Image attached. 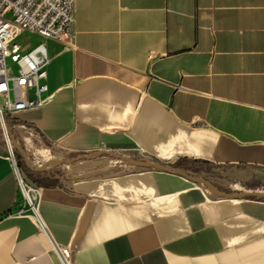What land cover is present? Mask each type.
<instances>
[{"label": "crops", "instance_id": "0c3cea01", "mask_svg": "<svg viewBox=\"0 0 264 264\" xmlns=\"http://www.w3.org/2000/svg\"><path fill=\"white\" fill-rule=\"evenodd\" d=\"M72 35L67 50L42 41L46 96L14 115L19 125L77 152L264 170V0H74ZM148 169L82 177L90 185L31 180L68 264H264V201L186 197L165 168ZM19 198L0 151V264H61L15 213Z\"/></svg>", "mask_w": 264, "mask_h": 264}, {"label": "built area", "instance_id": "2783aa9c", "mask_svg": "<svg viewBox=\"0 0 264 264\" xmlns=\"http://www.w3.org/2000/svg\"><path fill=\"white\" fill-rule=\"evenodd\" d=\"M74 0H0V121L19 125L14 115L36 108L47 92L48 57L42 41H58L63 49L73 47ZM23 33L40 38L35 43L21 42ZM8 154L19 190L16 214L30 217L47 235L61 264H68L70 252L48 235L37 214L38 187L25 176L11 149Z\"/></svg>", "mask_w": 264, "mask_h": 264}, {"label": "rangeland", "instance_id": "374dc122", "mask_svg": "<svg viewBox=\"0 0 264 264\" xmlns=\"http://www.w3.org/2000/svg\"><path fill=\"white\" fill-rule=\"evenodd\" d=\"M36 37L23 33L19 36L21 42L34 43ZM5 123L0 121V151L7 155L11 153L18 168L35 178L44 175H50L56 178V181L64 185H73L74 183L92 184L82 177L96 176L98 180L106 182L108 179H116L120 174L129 173L130 171H145L138 169L141 167L119 165L114 163H82V164H66L61 166L42 165L31 160L24 153L19 154L10 146L5 135ZM9 126L11 136L20 145L28 148L32 154L43 160L54 158H66L77 154H93L96 153L94 147L87 150L89 152L72 151L62 146L57 141H49L40 136L35 130L27 125ZM119 156L138 158L137 155L123 151L115 152ZM99 155L107 156L105 152H99ZM113 154V153H110ZM110 157V156H108ZM174 164V163H173ZM175 165V164H174ZM155 170V169H148ZM188 176L196 180V183L204 189H217L223 191H234L245 188H264V170L247 167V166H207L201 170L179 169ZM27 177V176H26ZM247 200H253L248 198Z\"/></svg>", "mask_w": 264, "mask_h": 264}, {"label": "water", "instance_id": "95a60500", "mask_svg": "<svg viewBox=\"0 0 264 264\" xmlns=\"http://www.w3.org/2000/svg\"><path fill=\"white\" fill-rule=\"evenodd\" d=\"M5 135L7 140L13 149L18 151L20 154L24 153L30 157L31 160L42 165L61 166L66 164H82V163H114L119 165L137 166L141 168L156 169L163 167L170 174L172 184L176 191L182 195L190 198H208L215 200H230V199H248L251 198L257 203L264 201V188H245L234 191H223L217 189H186L184 188L179 180V169L173 164L165 160L154 159V158H132L119 156L117 154H110L105 152L107 156L99 155V152L93 154H77L71 155L66 158H54L50 160H43L36 157L31 151L20 145L11 136L8 125L5 123ZM110 156V157H108Z\"/></svg>", "mask_w": 264, "mask_h": 264}, {"label": "trees", "instance_id": "16d2710c", "mask_svg": "<svg viewBox=\"0 0 264 264\" xmlns=\"http://www.w3.org/2000/svg\"><path fill=\"white\" fill-rule=\"evenodd\" d=\"M18 152V151H16ZM19 153V152H18ZM20 154V153H19ZM26 176L32 180L35 184H39V183H44V184H53L54 182H56V179H52V178H48V177H45V178H42V179H39V178H35L31 175H28V173H26Z\"/></svg>", "mask_w": 264, "mask_h": 264}, {"label": "bare ground", "instance_id": "6f19581e", "mask_svg": "<svg viewBox=\"0 0 264 264\" xmlns=\"http://www.w3.org/2000/svg\"><path fill=\"white\" fill-rule=\"evenodd\" d=\"M195 180H199V179H195Z\"/></svg>", "mask_w": 264, "mask_h": 264}]
</instances>
